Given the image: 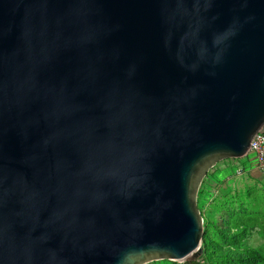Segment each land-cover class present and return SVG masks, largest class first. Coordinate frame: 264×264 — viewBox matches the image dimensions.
<instances>
[{
    "label": "water",
    "instance_id": "95a60500",
    "mask_svg": "<svg viewBox=\"0 0 264 264\" xmlns=\"http://www.w3.org/2000/svg\"><path fill=\"white\" fill-rule=\"evenodd\" d=\"M262 127L264 0H0V264L198 256Z\"/></svg>",
    "mask_w": 264,
    "mask_h": 264
},
{
    "label": "rangeland",
    "instance_id": "374dc122",
    "mask_svg": "<svg viewBox=\"0 0 264 264\" xmlns=\"http://www.w3.org/2000/svg\"><path fill=\"white\" fill-rule=\"evenodd\" d=\"M238 162L234 161V167ZM214 167L197 193L203 217L202 253L182 261L161 259L146 264H191L192 260L201 264H264V181L236 168L227 178L211 182L207 177ZM245 248L258 250L263 258L242 261L237 253Z\"/></svg>",
    "mask_w": 264,
    "mask_h": 264
},
{
    "label": "built area",
    "instance_id": "2783aa9c",
    "mask_svg": "<svg viewBox=\"0 0 264 264\" xmlns=\"http://www.w3.org/2000/svg\"><path fill=\"white\" fill-rule=\"evenodd\" d=\"M244 157L252 160L251 165L249 167L238 165L237 170L248 171L251 175L264 181V127L253 136L248 153Z\"/></svg>",
    "mask_w": 264,
    "mask_h": 264
},
{
    "label": "crops",
    "instance_id": "0c3cea01",
    "mask_svg": "<svg viewBox=\"0 0 264 264\" xmlns=\"http://www.w3.org/2000/svg\"><path fill=\"white\" fill-rule=\"evenodd\" d=\"M235 160H239V162L237 164L244 165V167H249L252 163V160L250 158H245V157L240 158V159L236 158V159L221 160V162L219 161L215 165L214 169H212L209 172L207 180L212 182L213 179H218V177L221 179L226 177L228 174H231V171L233 173V171L238 167V165H236V167H234V161ZM245 172L250 174L248 171H245Z\"/></svg>",
    "mask_w": 264,
    "mask_h": 264
},
{
    "label": "trees",
    "instance_id": "16d2710c",
    "mask_svg": "<svg viewBox=\"0 0 264 264\" xmlns=\"http://www.w3.org/2000/svg\"><path fill=\"white\" fill-rule=\"evenodd\" d=\"M237 254H238L239 259H241L242 261H248V262H256L263 258L262 254L258 250L252 249V248L241 249L238 251ZM191 264H201V263H198V261L192 260Z\"/></svg>",
    "mask_w": 264,
    "mask_h": 264
}]
</instances>
